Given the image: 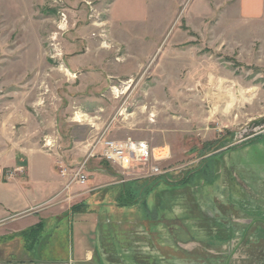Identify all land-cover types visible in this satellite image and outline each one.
<instances>
[{
	"label": "rangeland",
	"instance_id": "rangeland-1",
	"mask_svg": "<svg viewBox=\"0 0 264 264\" xmlns=\"http://www.w3.org/2000/svg\"><path fill=\"white\" fill-rule=\"evenodd\" d=\"M241 11L237 0H0V178L47 158L59 174L100 139L154 150L126 172L88 157L76 192L106 208L89 212L85 194L59 218L43 213L45 256L66 250L69 216L97 228L101 264H264V22ZM17 234L0 237V260L38 257Z\"/></svg>",
	"mask_w": 264,
	"mask_h": 264
},
{
	"label": "crops",
	"instance_id": "crops-1",
	"mask_svg": "<svg viewBox=\"0 0 264 264\" xmlns=\"http://www.w3.org/2000/svg\"><path fill=\"white\" fill-rule=\"evenodd\" d=\"M237 5L242 10V16L247 25L264 22V0H237ZM44 163L39 164L38 162L34 166L27 162L23 167L24 178L7 181L0 178V237L10 235L11 232L18 233L17 236L22 237L20 235L22 232L41 221L39 218H42L43 213H47L44 220L50 217L59 218V216L67 214L80 195L86 194L81 204L88 208L91 207L88 209L89 212H93L92 204L100 203L99 200H102V198L98 200L93 198L97 195H90L86 189L83 193L77 194L76 191L84 190L79 186H71L66 194H62L64 198L59 199L57 195L65 193L66 180L55 171L54 164L49 158L45 159ZM104 188L103 186L97 190L104 191ZM112 197L115 199V194L109 195L110 199ZM104 200L106 201V198ZM104 200L99 204L101 209L102 207L106 208ZM69 220V216H67L70 235L64 252L58 254L54 251L53 254L45 256L46 242L41 244L45 229V224L42 222V229L34 241L36 244L34 251H27L29 254L38 252L39 256L17 261L0 260V264H101L95 261V257L100 256L98 242L95 240L97 228L89 224L88 220L83 224L70 223ZM14 222H17L18 227H11Z\"/></svg>",
	"mask_w": 264,
	"mask_h": 264
},
{
	"label": "built area",
	"instance_id": "built-area-1",
	"mask_svg": "<svg viewBox=\"0 0 264 264\" xmlns=\"http://www.w3.org/2000/svg\"><path fill=\"white\" fill-rule=\"evenodd\" d=\"M154 150L150 149L145 142L126 141L116 142L111 140H97L92 146L88 157L99 158L108 164L120 168L122 171L133 169L138 164H145L154 158ZM87 159L74 168L61 166L60 176L66 179L64 191L71 186H85L87 182L86 162Z\"/></svg>",
	"mask_w": 264,
	"mask_h": 264
},
{
	"label": "trees",
	"instance_id": "trees-1",
	"mask_svg": "<svg viewBox=\"0 0 264 264\" xmlns=\"http://www.w3.org/2000/svg\"><path fill=\"white\" fill-rule=\"evenodd\" d=\"M119 201H121V196L118 197ZM117 199V200H118ZM80 207V206H79ZM43 224L41 222H39L37 225L31 227L30 229H28L27 231L22 232L20 235L22 237H26V236H30V238L32 237V240H35V238L37 237V235L39 234V232L42 229Z\"/></svg>",
	"mask_w": 264,
	"mask_h": 264
},
{
	"label": "bare ground",
	"instance_id": "bare-ground-1",
	"mask_svg": "<svg viewBox=\"0 0 264 264\" xmlns=\"http://www.w3.org/2000/svg\"><path fill=\"white\" fill-rule=\"evenodd\" d=\"M66 72V71H65ZM67 73V72H66ZM69 75V74H68ZM127 88V87H126ZM80 118V117H79ZM79 120V119H78Z\"/></svg>",
	"mask_w": 264,
	"mask_h": 264
}]
</instances>
